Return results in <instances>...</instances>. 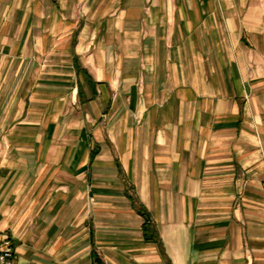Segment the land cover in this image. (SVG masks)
Listing matches in <instances>:
<instances>
[{
    "label": "crops",
    "instance_id": "0c3cea01",
    "mask_svg": "<svg viewBox=\"0 0 264 264\" xmlns=\"http://www.w3.org/2000/svg\"><path fill=\"white\" fill-rule=\"evenodd\" d=\"M0 231L15 264H264V0H0Z\"/></svg>",
    "mask_w": 264,
    "mask_h": 264
},
{
    "label": "built area",
    "instance_id": "2783aa9c",
    "mask_svg": "<svg viewBox=\"0 0 264 264\" xmlns=\"http://www.w3.org/2000/svg\"><path fill=\"white\" fill-rule=\"evenodd\" d=\"M15 243L11 236L0 231V264H15Z\"/></svg>",
    "mask_w": 264,
    "mask_h": 264
}]
</instances>
